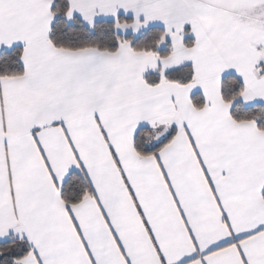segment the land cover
<instances>
[{
    "label": "snow or ice",
    "instance_id": "obj_1",
    "mask_svg": "<svg viewBox=\"0 0 264 264\" xmlns=\"http://www.w3.org/2000/svg\"><path fill=\"white\" fill-rule=\"evenodd\" d=\"M0 264H264V0H0Z\"/></svg>",
    "mask_w": 264,
    "mask_h": 264
}]
</instances>
